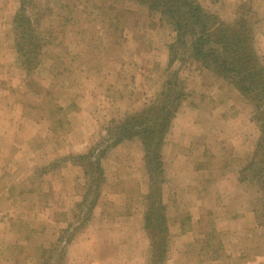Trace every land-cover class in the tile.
Returning a JSON list of instances; mask_svg holds the SVG:
<instances>
[{
    "label": "rangeland",
    "instance_id": "obj_1",
    "mask_svg": "<svg viewBox=\"0 0 264 264\" xmlns=\"http://www.w3.org/2000/svg\"><path fill=\"white\" fill-rule=\"evenodd\" d=\"M195 1L220 26L247 22L251 38L242 53L252 62L246 68L264 78V0ZM20 2L0 0V264H39L45 253L60 256L62 264H83L95 258L91 248L106 264L152 262L146 231L131 238L120 221L128 209L146 211L141 143L125 141L102 161L106 181L93 211L78 207L88 183L74 158L160 99L174 73L184 101L161 151L163 203L170 207L176 194L206 198L205 188L213 192L222 176L242 187L234 199H206L204 239L171 244L168 229L162 264H169L170 249L178 263L184 252L186 262L264 264V183L239 181L264 127V103L255 107L251 94L244 97L182 48L173 52L170 68L173 26L135 0H36L45 39L33 40L40 55L29 69L17 51Z\"/></svg>",
    "mask_w": 264,
    "mask_h": 264
},
{
    "label": "trees",
    "instance_id": "obj_2",
    "mask_svg": "<svg viewBox=\"0 0 264 264\" xmlns=\"http://www.w3.org/2000/svg\"><path fill=\"white\" fill-rule=\"evenodd\" d=\"M135 2L147 6L153 12L160 13L173 26L176 36L169 45L170 68L176 60L173 52L177 54L178 49L182 48L188 51V57L200 64L202 69L211 70L218 76L224 77L244 97L251 94L252 100L247 97L253 105L261 107L260 103H264V78L256 77L249 68H246L250 66L249 63L252 60L242 53V49H246L249 37L251 38L247 22L238 21L232 27L220 26L215 16L207 14L195 0H135ZM37 12L39 9L37 10L36 0H21L19 10L14 17L17 29L16 39L19 42L17 51L20 53L23 65L29 69L36 67L40 55L38 50L33 51L35 47L33 40L42 42L45 39L37 29L39 26ZM37 48L41 49L40 44H37ZM245 61L248 63L244 64ZM258 67L262 71L261 67ZM176 75L177 73H174L167 79L160 99L158 97L140 111L116 123L114 128L108 131L107 139L102 140L98 148L74 158L77 161L76 164L83 168L88 183L84 199L78 207H87L93 211L106 181L102 175L104 171L102 161L110 150L125 141L136 139L141 143L149 185L145 196L144 229L150 240L152 258L150 264H162L168 249L166 244L168 218L166 205L162 200L164 162L161 151L174 117L184 101L182 92L178 91L179 83L177 85L174 81ZM260 110L264 120V106ZM239 181L249 182L251 185L264 183V127L260 130V138L247 167L240 172ZM262 188L264 189V185ZM90 197H92L91 200ZM55 251L56 254L61 253L58 246ZM44 256L39 264L63 263L60 256L53 257L52 253L46 256L47 258Z\"/></svg>",
    "mask_w": 264,
    "mask_h": 264
},
{
    "label": "crops",
    "instance_id": "obj_3",
    "mask_svg": "<svg viewBox=\"0 0 264 264\" xmlns=\"http://www.w3.org/2000/svg\"><path fill=\"white\" fill-rule=\"evenodd\" d=\"M165 165V164H164ZM166 169V165L164 167ZM191 170V168H188V172ZM169 178V177H168ZM216 186L214 187L213 192L208 191L206 188L204 190L203 194H206L207 197H201L199 195H194L193 193L183 194V195H173L172 198V205L169 206L166 199V214L168 216V229L170 231L171 235V244H183L184 247H186L188 244H195L196 242L200 241V238H205L204 233L202 231L201 223L203 219L206 216V211L204 210L206 206V199L208 200H221V199H230L229 196L233 197L237 195V191H240L239 189L242 187L240 183H238L236 180L232 181L231 178L229 179V183H227V180L224 176L219 178L215 182ZM229 184V185H228ZM189 187V185H188ZM226 188L228 191L226 192ZM236 188V192L235 191ZM148 190L146 192H143L141 195V198L143 200L144 206H146L145 203V196L147 195ZM174 202H176L174 204ZM184 202H188L185 207L181 204ZM192 202V203H191ZM175 205V206H174ZM174 206V207H173ZM176 207V209H175ZM184 207V208H183ZM218 210V209H217ZM219 211V210H218ZM145 212L143 209L141 211H135L134 209H128L127 213L123 214L120 221L121 223L127 228V232H132L133 235L131 238L139 237L140 234L145 236L144 232V218H145ZM214 210L212 211V213ZM119 215V212H113V217L115 215ZM230 227H233L236 223L234 221V217L231 219H228ZM241 225V224H240ZM234 244H237L238 242L234 241ZM150 248V247H149ZM90 249V248H88ZM91 255H93L95 258L91 260H87V262H83V264H106L108 263V259L103 260L101 257L98 256V253L94 248H91ZM172 253H175V250L170 249L169 252V264H218L217 261L215 262H208L207 259L203 260L202 258L197 261L193 262L190 260L189 262H186L185 254L182 252L179 255L180 262L178 263L177 259H174ZM229 255V254H228ZM230 256V255H229ZM228 256V257H229ZM244 254H238L239 258H243ZM234 257V256H232ZM190 259V258H189ZM241 260V259H240ZM239 260V261H240ZM88 261H91L88 262ZM213 261V260H212ZM133 264H146L145 260L138 259ZM221 264V262H220Z\"/></svg>",
    "mask_w": 264,
    "mask_h": 264
}]
</instances>
